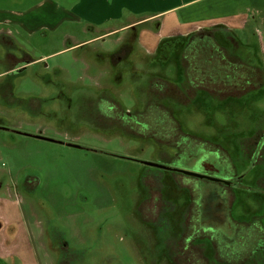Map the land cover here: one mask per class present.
Listing matches in <instances>:
<instances>
[{"label": "flooded vegetation", "instance_id": "obj_1", "mask_svg": "<svg viewBox=\"0 0 264 264\" xmlns=\"http://www.w3.org/2000/svg\"><path fill=\"white\" fill-rule=\"evenodd\" d=\"M16 1L25 0H0V15L5 8L14 14L7 5ZM84 20H68L81 29L65 36L70 67L38 57L0 24V102L15 113L27 104L31 125L44 119L58 133L47 139L52 143L86 147L78 143L84 135L120 142L121 154L102 153L135 166L122 163L124 173L109 181L110 202L101 209L111 223L109 239L98 235L80 249V260L74 255L80 246H66L62 232L49 235L25 214L33 202L48 207L52 173L43 177L28 163L0 172V264H32L28 259L41 254L43 264H264L258 19L242 24L250 43L223 21L163 34L162 19L148 14H126L99 28ZM82 26L91 37H82ZM147 30L160 36L152 48L144 43ZM22 123L14 118L1 127L14 133ZM63 185L65 179L60 191L67 196ZM18 239L31 248L26 256L14 250ZM32 239L46 240L42 252H34ZM101 253L102 260L93 257Z\"/></svg>", "mask_w": 264, "mask_h": 264}, {"label": "rangeland", "instance_id": "obj_2", "mask_svg": "<svg viewBox=\"0 0 264 264\" xmlns=\"http://www.w3.org/2000/svg\"><path fill=\"white\" fill-rule=\"evenodd\" d=\"M142 2L145 1L139 3L142 4ZM6 3L8 2H3L2 5H7ZM72 3L71 0L16 1L7 5L16 8L14 14L10 13L11 11L7 13V8H5L4 13L0 15V24L12 28L13 34L26 46V49L32 50L33 47L38 57L47 56L52 63L70 67L68 62L73 54L64 50L65 36L66 33H76L77 30L81 29L68 20L76 17L78 22L81 17L86 16L87 21L84 20L82 23L85 25L92 24L99 28V25L114 15L115 10L119 8L117 0H78L75 4ZM221 9L227 11L231 10V7L228 4H222ZM229 21L236 33L247 39V42H252V37L246 35L242 25L235 20ZM42 30L43 33H41ZM38 33L41 34L36 35ZM91 36L92 34L87 33L86 28L82 26V37ZM159 38L160 36H156L148 30L144 32V43L149 48L157 44ZM70 71L72 72L67 75L71 78L75 76V71L74 69H70ZM20 110L22 113H19ZM15 112L12 109L5 110L0 102V115L3 116L2 121L0 120V172L15 170L20 168L22 164L28 163L32 169L40 171L43 177L52 173V181L49 183V187L53 191L47 198L48 207L42 208L40 204L33 202V207L29 208L25 214L42 222L44 230L49 235L62 232L66 246H70L71 242L80 246L74 253L80 260L83 257V250L80 249H86L90 246L98 235L101 236L104 233L109 239L108 229L111 223L103 216L104 212H101V209L110 202L105 190L108 188L109 181H113L115 173H124L121 168L122 163L123 168L129 164L135 165L129 162L124 163L112 155L102 153L121 154L123 149L120 142L110 141L105 136L84 135L78 138V143L86 147H66L62 144L52 143L47 139L49 136L52 138L58 133L53 134L54 131L52 128H47V122L44 119L37 121L35 125H31L29 123L31 115L27 110V104L19 106V115ZM14 118L23 123L17 127L16 132L6 133L5 131H8L9 127H1V124L11 123ZM66 126L64 124L65 128ZM37 129H40L41 133ZM67 133L69 136L73 135L71 132ZM58 137L66 138L67 135L59 134ZM62 179H65V183L70 189L67 196L60 191V180ZM100 194L103 195V198H100ZM14 196L18 197L16 194ZM82 199L87 204H83ZM7 204L16 205L10 200L7 201ZM90 204L97 206L91 208ZM22 205L19 206L22 207ZM7 210H11L13 215L16 214V208L9 207ZM18 212L20 213V211ZM19 217V220L24 223L23 225H26L27 221L23 211ZM32 241L34 252L44 250L45 239H32ZM28 247L31 250L25 239H18V244L14 250L20 255H25ZM102 255L104 254L101 253L93 257L102 260ZM42 259L41 254L40 259L28 260L29 262L33 261L32 264H43ZM107 259L110 257L105 255L104 260ZM77 264H81L80 261Z\"/></svg>", "mask_w": 264, "mask_h": 264}, {"label": "crops", "instance_id": "obj_3", "mask_svg": "<svg viewBox=\"0 0 264 264\" xmlns=\"http://www.w3.org/2000/svg\"><path fill=\"white\" fill-rule=\"evenodd\" d=\"M140 1L145 2L141 4ZM117 4L119 8L114 15L101 25L112 23L126 14L129 17L148 14L162 19L163 34L170 30H188L221 21L233 27L229 20L242 25L250 18H257L259 25L264 28V0H117ZM222 4H228L231 10H222Z\"/></svg>", "mask_w": 264, "mask_h": 264}]
</instances>
